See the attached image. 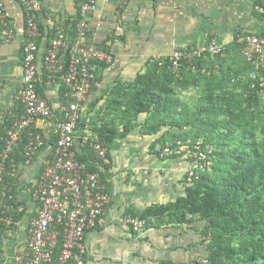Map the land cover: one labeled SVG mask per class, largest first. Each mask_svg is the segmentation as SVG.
<instances>
[{"label":"crops","instance_id":"crops-1","mask_svg":"<svg viewBox=\"0 0 264 264\" xmlns=\"http://www.w3.org/2000/svg\"><path fill=\"white\" fill-rule=\"evenodd\" d=\"M84 1L44 0L39 14L37 86L50 102L54 116L38 119L32 127L45 133L46 142L54 137L51 130L61 117L60 108L65 103L64 84L52 79L44 65L50 32L80 13ZM5 3L16 29L10 42L0 39V126L7 128L8 122L24 110L18 94L24 72L26 21L18 0H5ZM90 22L91 40L101 46L112 45L115 61L101 68L100 86L92 90L88 103L81 109L80 121L87 124L85 127L79 123L77 128L76 154H84L83 145L88 140L83 137L92 134L90 120L108 111L107 96L111 88L118 80H133L137 73L144 71L149 59L163 58L175 48H204L210 37L226 46L236 34L264 32V14L254 9V0H125L123 4L119 0L100 1ZM145 119L146 115L141 116V122ZM157 137L142 134L138 127L105 147L107 163L98 156L93 144L96 159L92 162L107 183L111 201L97 225L88 231L86 252L75 264H165V261L182 264L207 254L203 242L206 237L200 233L206 223L201 220L154 225L140 231H135L125 220L126 216L140 214L151 204L175 201L185 194L188 161L160 156L156 151L160 146L152 147ZM94 141L98 142L97 136ZM46 145L30 162H15L9 175L14 177L11 183L15 201L24 210L14 213L10 232L6 228L0 230V264H21L15 258L27 249L30 222L38 213V203L30 188L39 178L45 159L55 149L50 142Z\"/></svg>","mask_w":264,"mask_h":264},{"label":"trees","instance_id":"trees-1","mask_svg":"<svg viewBox=\"0 0 264 264\" xmlns=\"http://www.w3.org/2000/svg\"><path fill=\"white\" fill-rule=\"evenodd\" d=\"M259 3L263 1L254 0V9ZM79 18L80 13L65 20L70 38L76 33ZM57 29L58 26L51 30L50 38L56 34ZM240 36L242 35L236 34L233 41L222 46L219 53H211L207 49L214 37L208 39L201 56H188L198 48L182 49L184 57L179 71L172 67L170 56L163 59L164 56L149 59L144 71L137 73L133 80H118L107 96L108 111L90 120L92 134L84 142V154H77L79 160L88 164L89 170L100 173L101 181L108 189L101 171L92 162L96 159L94 136L107 148L116 139L126 137L139 127L144 135L158 136L152 147L160 146V150H156L160 156L167 143L172 144L173 149L178 147L177 139L180 136L171 134L172 128L184 130V139L193 140L191 146L197 139H203L202 148L208 164L196 172L192 181H188L189 174L186 170L185 194L175 201L151 204L140 214L133 215L145 219V227L180 224L196 219L205 222L200 233L202 237H206L203 239L207 247L204 257L210 264H264V138L260 141L250 137V127L241 120L240 114L243 109L259 112L264 104V86L260 82L264 67L257 71L255 65L247 60ZM62 56L64 60H69L68 52H64ZM240 57L249 73L245 77L233 70L234 62ZM106 66L108 65L100 64L98 77L101 68ZM213 80L218 84H212ZM201 81L209 89L195 98L192 104L184 101L181 93L199 86ZM239 85L244 92L238 95H243L245 106L231 95V89L238 88ZM38 90L42 92L39 87ZM23 112L24 110L16 115L20 116ZM143 115H146V119L141 122ZM107 116L109 119L104 120ZM13 121L14 118L8 122L7 128L0 126V149L5 144L3 138ZM79 123L86 127L85 121ZM188 127L190 130H187ZM27 140L28 134L25 133L23 143ZM47 142L56 147L55 137ZM47 142L42 148L47 146ZM208 147L213 149L209 150ZM167 157L179 155L174 153ZM24 160L21 149H17L8 160V169L12 170L14 162ZM8 180L13 183L14 177L5 175V181ZM8 202L16 201L11 199ZM7 214L15 219L14 212L9 211ZM0 225L1 229L6 228L5 223ZM59 254L60 246L55 251V258ZM164 263L179 264L171 261ZM182 264L203 262L200 258Z\"/></svg>","mask_w":264,"mask_h":264},{"label":"built area","instance_id":"built-area-1","mask_svg":"<svg viewBox=\"0 0 264 264\" xmlns=\"http://www.w3.org/2000/svg\"><path fill=\"white\" fill-rule=\"evenodd\" d=\"M18 1L23 7L26 21L24 72L18 94L24 112L8 127L3 138L5 144L0 149V224L5 223L9 232L14 219L7 212L21 213L24 207L16 202H8L15 199L11 181H5V175L12 173L8 169V160L17 149H21L25 161L30 162L46 141L45 133L33 129V124L38 119L46 120L54 116L50 102L39 92L37 86L40 50L38 18L44 0ZM100 1L110 0L82 2L73 38H70L65 25H58L44 55L48 75L60 80L65 86V103L60 108L61 117L51 130L52 136L57 140L56 147L52 156L45 159L39 178L30 188L38 203V213L30 222L27 249L15 258L21 264H75L86 252L85 238L88 231L97 225L111 201V194L102 183L100 173L89 170L88 164L77 158L74 149L81 109L88 103L92 90L100 86L99 66L101 63L110 65L115 61L112 45L101 46L91 40L90 16L98 9ZM262 1L255 9L264 14V0ZM119 2L123 4L125 0ZM7 12L5 0H0V39L10 42L16 35V29ZM239 40L244 42V55L255 65L256 70L264 67V32L248 33L240 36ZM207 49L211 53H219L222 45L213 38ZM203 50L204 48L195 49L188 56H201ZM64 52H68V61L62 56ZM183 57L181 48L172 51L170 60L174 70H180ZM260 82L263 87L264 75L260 77ZM25 133L28 134V140L23 143ZM83 138L89 139L87 135ZM201 142L196 141L188 156L191 158L187 168L188 181H192L196 172L208 164ZM93 144L98 156L107 163V149L97 141ZM174 153H181V148L173 149L167 143L161 155L167 157ZM14 164L15 162L13 169ZM125 220L135 231L142 230L146 225L145 219L133 215L126 216ZM59 246L60 254L55 258V251ZM201 261L203 264H210L206 257H202Z\"/></svg>","mask_w":264,"mask_h":264},{"label":"rangeland","instance_id":"rangeland-1","mask_svg":"<svg viewBox=\"0 0 264 264\" xmlns=\"http://www.w3.org/2000/svg\"><path fill=\"white\" fill-rule=\"evenodd\" d=\"M168 56H170V54L165 56V58H163V59L169 58ZM243 63H244L243 58L242 57L238 58V60L236 62H234V69L233 70H234V73L238 72V75L245 77L249 73H248V70H246V68L244 67ZM241 65H243V69H242ZM211 82H212V84H215V85L218 84V82H216L214 80ZM207 89H209V86H207L204 81H201L199 86H193V87L189 88L188 90H186L185 92L181 93V97L183 98L184 101L187 100L190 104H192L194 99L199 98V96L202 95ZM242 89L243 88L240 85L238 88L236 87L235 89H231V90H233L232 91L233 93L231 95L234 98H236L237 101H242V106H245V104L243 102V98H244L243 95L242 96L238 95L241 93L243 94L244 90H242ZM262 110H264V104L259 109V112H256L254 110V113H253L252 110H246V109H243L240 112L241 120L243 122L245 121L246 124L250 127V129H249L251 131L250 137L257 138L260 141H262V139L264 138V111H262ZM187 130H190V127H188ZM170 133L174 134L176 137L180 136L177 139V144H178L177 148H181V153H176L179 155L178 158H181L182 160H188V158H189L188 156H190L191 151H193V149H194V146L190 145L191 141L193 142V140H191V139L185 140L184 136H185L186 132L184 130H181L178 128H172ZM196 141H202L203 142V139H197ZM202 142H201V144H202ZM208 148H209V150L213 149L212 147H208ZM170 156H172V155H170Z\"/></svg>","mask_w":264,"mask_h":264}]
</instances>
